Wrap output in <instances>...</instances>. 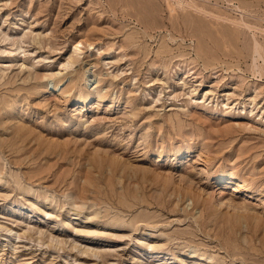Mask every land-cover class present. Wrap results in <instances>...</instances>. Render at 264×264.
Here are the masks:
<instances>
[{
  "label": "rangeland",
  "instance_id": "1",
  "mask_svg": "<svg viewBox=\"0 0 264 264\" xmlns=\"http://www.w3.org/2000/svg\"><path fill=\"white\" fill-rule=\"evenodd\" d=\"M0 264H264V0H0Z\"/></svg>",
  "mask_w": 264,
  "mask_h": 264
},
{
  "label": "bare ground",
  "instance_id": "2",
  "mask_svg": "<svg viewBox=\"0 0 264 264\" xmlns=\"http://www.w3.org/2000/svg\"><path fill=\"white\" fill-rule=\"evenodd\" d=\"M177 1V0H176ZM180 3H182V2H180ZM178 5V4H177ZM176 7V6H175ZM195 10V9H194ZM197 10V9H196ZM79 44H77L76 45V47L74 48V53L76 54V53H78L79 51H80V49H79ZM65 65H63V66H61L62 67V70L65 68L64 67ZM238 188H235V190H237Z\"/></svg>",
  "mask_w": 264,
  "mask_h": 264
}]
</instances>
